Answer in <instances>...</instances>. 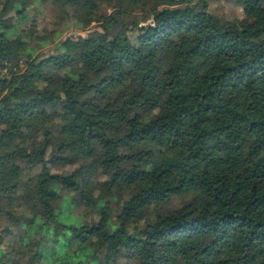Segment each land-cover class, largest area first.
<instances>
[{
    "label": "trees",
    "instance_id": "16d2710c",
    "mask_svg": "<svg viewBox=\"0 0 264 264\" xmlns=\"http://www.w3.org/2000/svg\"><path fill=\"white\" fill-rule=\"evenodd\" d=\"M211 1L0 0V264H264V0Z\"/></svg>",
    "mask_w": 264,
    "mask_h": 264
},
{
    "label": "rangeland",
    "instance_id": "374dc122",
    "mask_svg": "<svg viewBox=\"0 0 264 264\" xmlns=\"http://www.w3.org/2000/svg\"><path fill=\"white\" fill-rule=\"evenodd\" d=\"M211 8L218 14L229 17V18H242L244 17V12L242 10L241 5H238L235 2H228L227 0H212L211 1ZM6 13H9L12 11V3L8 2L6 6L3 7ZM153 20L149 19L147 21H141L140 25H147L152 24ZM96 23H93V26L89 29H77L74 26H71L70 30L66 31V35L70 34H87L90 30L97 29L98 25H95ZM100 27H98L99 29ZM41 49V48H40ZM5 73V71H4ZM53 188L59 192H61L64 195V199L62 202V210L59 214V220L66 224H75L80 225L84 222H92L93 220L98 218V214L94 211L86 212L84 209L79 208L77 211L74 209L73 205L71 204V195L70 191L63 187L60 183L56 182L53 185ZM4 211V220L6 222H11L12 219L15 217H18L20 215V211L18 209H15L9 205L2 204L0 206ZM90 211V210H89Z\"/></svg>",
    "mask_w": 264,
    "mask_h": 264
}]
</instances>
